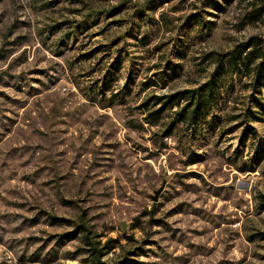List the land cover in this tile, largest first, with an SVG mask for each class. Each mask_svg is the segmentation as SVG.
Returning <instances> with one entry per match:
<instances>
[{"label":"rangeland","instance_id":"obj_1","mask_svg":"<svg viewBox=\"0 0 264 264\" xmlns=\"http://www.w3.org/2000/svg\"><path fill=\"white\" fill-rule=\"evenodd\" d=\"M204 1L0 0V264H90L79 228L59 239L81 223L114 239L96 264H264V151L230 117L248 77L224 76L212 129L149 121L264 36L258 0Z\"/></svg>","mask_w":264,"mask_h":264},{"label":"trees","instance_id":"obj_2","mask_svg":"<svg viewBox=\"0 0 264 264\" xmlns=\"http://www.w3.org/2000/svg\"><path fill=\"white\" fill-rule=\"evenodd\" d=\"M231 1V0H223ZM204 4H208L209 8L221 9V4L216 0L206 1ZM208 12L207 10H203ZM264 14V0H258L254 8L249 11L245 19L247 22H255L262 18ZM195 15V16H194ZM188 19L191 20V24H195L197 28L207 27L205 24L209 22L203 20V17L199 13L195 12ZM199 15V16H198ZM191 17H193L191 19ZM206 29H209L207 27ZM143 40H147V36H142ZM185 52V51H183ZM211 55V56H210ZM207 56L211 57L208 61L216 62L214 68L209 75L208 79L195 88H187L182 90H177L169 94H164L162 96H156L154 102L161 104V107L148 113L152 118L149 120L154 122L161 116V112L165 108L171 109L176 106V110L173 112V119L171 124L177 123L182 126L189 127L193 130H200L203 127L212 129L213 120L216 116L215 110L218 109L217 105L219 99H221L220 89L221 83H225L224 88L232 86L231 82H225L222 80L227 72L230 70L237 74L238 78L243 76L248 77V82L245 85L251 88L252 93L248 94L246 100L237 101V105L233 106V109L242 111L240 114L230 116L231 118H240L238 125L243 126L242 135L240 139V144H244L247 137L256 139V144L259 152L264 151V144L261 142V138H257V132L253 126L249 125L248 122H254L264 115V36L254 35L249 36L245 40L235 44L231 50L227 52H212ZM182 65L177 63L170 67V73L174 77L176 76ZM163 82V78H160ZM154 83V82H152ZM238 97V96H236ZM241 97V96H240ZM245 97V96H244ZM147 100L143 102V105L147 104ZM246 104V106L244 105ZM210 117L211 119H208ZM191 158V157H190ZM264 199V196L261 195ZM260 205L264 206V200L260 201ZM83 232L84 242L88 245L90 250V264H96L100 261L103 254L107 252L105 248L111 246V241L113 238L106 239L101 245L99 239H93L95 235L91 234L89 228H87L84 223L76 224V228L69 232L60 234V238L64 235L74 236L76 230Z\"/></svg>","mask_w":264,"mask_h":264}]
</instances>
